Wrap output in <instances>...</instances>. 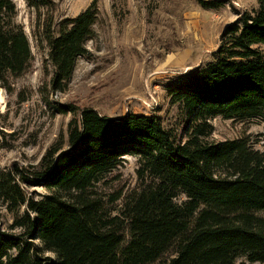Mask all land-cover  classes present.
<instances>
[{
  "label": "trees",
  "instance_id": "16d2710c",
  "mask_svg": "<svg viewBox=\"0 0 264 264\" xmlns=\"http://www.w3.org/2000/svg\"><path fill=\"white\" fill-rule=\"evenodd\" d=\"M26 1L36 11L56 6ZM257 1L256 11L228 25L211 62L170 86L171 104L185 119L182 135L158 116L113 119L87 108L69 126L67 150L54 146L36 168L15 164L1 172L7 209L27 212L14 223L22 233L0 232V264H155L170 251L168 264H264V152L245 138L208 141L210 122L220 116L264 122V0ZM218 3L199 1L207 9ZM16 15L12 0H0V86L8 75L24 74L32 59ZM100 18L96 0L57 31L54 16L44 20L54 92L66 91L89 54ZM133 156L141 185L111 214L89 191ZM31 187L52 194L37 200L25 191ZM180 196L186 200L177 202Z\"/></svg>",
  "mask_w": 264,
  "mask_h": 264
},
{
  "label": "rangeland",
  "instance_id": "374dc122",
  "mask_svg": "<svg viewBox=\"0 0 264 264\" xmlns=\"http://www.w3.org/2000/svg\"><path fill=\"white\" fill-rule=\"evenodd\" d=\"M12 1L17 7L15 22L28 36L32 59L24 74L8 75L0 86V174L15 164L38 167L54 146L67 150L69 126L87 108L113 119L132 113L158 116L166 128L182 135L185 119L171 104L170 86L189 70L211 62L228 25L259 7L257 0H204L219 1L215 9L201 7L200 0H98L101 18L94 38L86 43L89 54L79 59L66 91L54 92L53 66L42 40L44 20L54 16L57 31L61 21L77 17L96 0H52L54 12L36 11L26 0ZM258 48L264 53V45ZM64 106H75L77 113L62 114L59 109ZM210 123L214 132L209 142L245 138L264 152L261 119L220 116ZM138 169V159L126 157L89 192L107 212L119 214L125 197L141 185ZM25 191L37 200L52 194L46 187ZM185 200L180 196L177 202ZM26 212L25 207L11 212L0 198V232L22 233L14 223ZM174 253H166L155 264H168ZM47 256L55 258L52 253Z\"/></svg>",
  "mask_w": 264,
  "mask_h": 264
}]
</instances>
